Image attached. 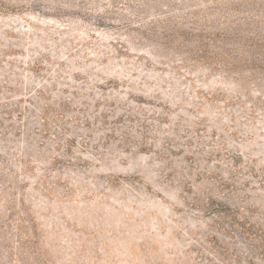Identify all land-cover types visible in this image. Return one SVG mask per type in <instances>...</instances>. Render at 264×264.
<instances>
[{"label": "rangeland", "instance_id": "374dc122", "mask_svg": "<svg viewBox=\"0 0 264 264\" xmlns=\"http://www.w3.org/2000/svg\"><path fill=\"white\" fill-rule=\"evenodd\" d=\"M0 264H264V0H0Z\"/></svg>", "mask_w": 264, "mask_h": 264}]
</instances>
